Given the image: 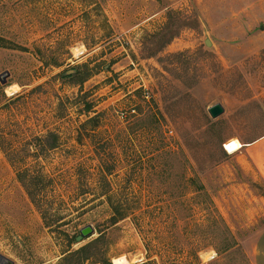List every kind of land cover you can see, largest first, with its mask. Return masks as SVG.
I'll use <instances>...</instances> for the list:
<instances>
[{
	"label": "rangeland",
	"instance_id": "1",
	"mask_svg": "<svg viewBox=\"0 0 264 264\" xmlns=\"http://www.w3.org/2000/svg\"><path fill=\"white\" fill-rule=\"evenodd\" d=\"M263 137L264 0H0L14 264H61L99 233L112 264H264ZM227 231L239 251L219 255Z\"/></svg>",
	"mask_w": 264,
	"mask_h": 264
},
{
	"label": "trees",
	"instance_id": "2",
	"mask_svg": "<svg viewBox=\"0 0 264 264\" xmlns=\"http://www.w3.org/2000/svg\"><path fill=\"white\" fill-rule=\"evenodd\" d=\"M167 44V43H166ZM164 47V46H163ZM86 78L81 79V82H84ZM91 107L86 108V111L89 112ZM98 120V117L92 118L89 120V123ZM112 170L106 168V173L111 174ZM28 187L27 184H25ZM198 190L204 191L202 184H199ZM30 198L35 203V194L30 189ZM114 208V206H112ZM114 216L111 219V223L115 225L120 219L125 217L126 213H121L119 210L114 208ZM78 237H72L68 239V247L71 248L74 244H77ZM106 238L103 233H99V237L91 240L83 247L78 250L72 251L68 250L65 252V256L62 258L61 264H112L111 259L108 257V251L105 248ZM238 244L235 238L227 231L225 238L223 240L222 248L216 250L219 255L229 256L231 253H238ZM231 254V255H232Z\"/></svg>",
	"mask_w": 264,
	"mask_h": 264
},
{
	"label": "water",
	"instance_id": "3",
	"mask_svg": "<svg viewBox=\"0 0 264 264\" xmlns=\"http://www.w3.org/2000/svg\"><path fill=\"white\" fill-rule=\"evenodd\" d=\"M208 46L210 45V43L207 41L206 43ZM210 116L213 119H217L218 117H220L222 114H224L225 110L223 108L222 105L217 104L213 107H211L208 110ZM94 235V230L91 226H88L84 229L81 230L80 232V236L77 238V242L80 243L86 239L91 238ZM0 264H14L11 260L7 259L6 257L2 256L0 254Z\"/></svg>",
	"mask_w": 264,
	"mask_h": 264
},
{
	"label": "crops",
	"instance_id": "4",
	"mask_svg": "<svg viewBox=\"0 0 264 264\" xmlns=\"http://www.w3.org/2000/svg\"><path fill=\"white\" fill-rule=\"evenodd\" d=\"M250 149H251V157L254 161L255 160L257 161L258 171L260 172V175L264 180V137L259 141H257L256 143H254L250 147Z\"/></svg>",
	"mask_w": 264,
	"mask_h": 264
},
{
	"label": "bare ground",
	"instance_id": "5",
	"mask_svg": "<svg viewBox=\"0 0 264 264\" xmlns=\"http://www.w3.org/2000/svg\"><path fill=\"white\" fill-rule=\"evenodd\" d=\"M14 94H15V93H14ZM13 96H14V95H13ZM238 149H239V148H230V149H229V153H230V154H234L235 152L238 151Z\"/></svg>",
	"mask_w": 264,
	"mask_h": 264
}]
</instances>
